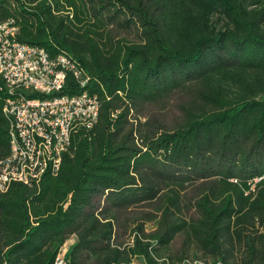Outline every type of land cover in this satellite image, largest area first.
Returning a JSON list of instances; mask_svg holds the SVG:
<instances>
[{
	"label": "trees",
	"instance_id": "trees-1",
	"mask_svg": "<svg viewBox=\"0 0 264 264\" xmlns=\"http://www.w3.org/2000/svg\"><path fill=\"white\" fill-rule=\"evenodd\" d=\"M10 19L78 63L62 94L99 116L56 175L0 192V264H56L72 236L62 264H264V0H0Z\"/></svg>",
	"mask_w": 264,
	"mask_h": 264
},
{
	"label": "built area",
	"instance_id": "built-area-1",
	"mask_svg": "<svg viewBox=\"0 0 264 264\" xmlns=\"http://www.w3.org/2000/svg\"><path fill=\"white\" fill-rule=\"evenodd\" d=\"M17 35L14 20L0 24L3 114L10 123L9 154L0 159L1 193L14 183L37 186L44 175H56L73 135L91 130L99 116L95 95L62 94L69 77L77 88L87 84L76 61L63 55L52 59L44 49L20 43Z\"/></svg>",
	"mask_w": 264,
	"mask_h": 264
},
{
	"label": "rangeland",
	"instance_id": "rangeland-1",
	"mask_svg": "<svg viewBox=\"0 0 264 264\" xmlns=\"http://www.w3.org/2000/svg\"><path fill=\"white\" fill-rule=\"evenodd\" d=\"M153 228V225L151 223H147L145 226V229L147 231L151 230ZM75 237L72 236L65 244L64 246L61 248L58 258H57V262L56 264H62L63 261V256L65 254V252L67 251V249L73 245L75 243ZM173 253H175V251H172ZM188 254L190 256V258L192 257L191 255H201V253H199L195 248H191L188 251ZM229 259H231V261L237 262V264H241V262L245 259V253L242 251L241 248H238L237 246L234 248L233 250V254L232 257H230ZM175 261V260H174ZM134 264H138L137 261H134Z\"/></svg>",
	"mask_w": 264,
	"mask_h": 264
}]
</instances>
